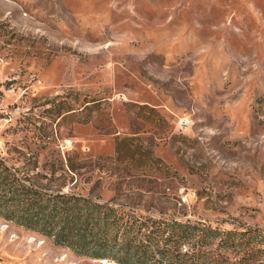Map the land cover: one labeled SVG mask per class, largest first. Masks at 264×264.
Segmentation results:
<instances>
[{
  "label": "rangeland",
  "instance_id": "obj_1",
  "mask_svg": "<svg viewBox=\"0 0 264 264\" xmlns=\"http://www.w3.org/2000/svg\"><path fill=\"white\" fill-rule=\"evenodd\" d=\"M0 156L140 214L264 231V0H0ZM0 264L119 263L0 216Z\"/></svg>",
  "mask_w": 264,
  "mask_h": 264
},
{
  "label": "trees",
  "instance_id": "obj_2",
  "mask_svg": "<svg viewBox=\"0 0 264 264\" xmlns=\"http://www.w3.org/2000/svg\"><path fill=\"white\" fill-rule=\"evenodd\" d=\"M0 156V216L79 255L119 264H264V231L224 230L140 214L84 193L44 183Z\"/></svg>",
  "mask_w": 264,
  "mask_h": 264
},
{
  "label": "water",
  "instance_id": "obj_3",
  "mask_svg": "<svg viewBox=\"0 0 264 264\" xmlns=\"http://www.w3.org/2000/svg\"><path fill=\"white\" fill-rule=\"evenodd\" d=\"M102 261H107V259H102Z\"/></svg>",
  "mask_w": 264,
  "mask_h": 264
},
{
  "label": "bare ground",
  "instance_id": "obj_4",
  "mask_svg": "<svg viewBox=\"0 0 264 264\" xmlns=\"http://www.w3.org/2000/svg\"><path fill=\"white\" fill-rule=\"evenodd\" d=\"M106 262V261H105ZM111 262V261H110ZM108 263V262H107Z\"/></svg>",
  "mask_w": 264,
  "mask_h": 264
}]
</instances>
